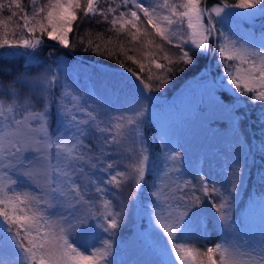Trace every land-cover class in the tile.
<instances>
[{
    "label": "snow or ice",
    "instance_id": "6c2138e0",
    "mask_svg": "<svg viewBox=\"0 0 264 264\" xmlns=\"http://www.w3.org/2000/svg\"><path fill=\"white\" fill-rule=\"evenodd\" d=\"M99 3L30 0L29 14L21 0H0V15L9 13L0 18V58L24 56L25 67L43 69L35 75L19 73L7 85L0 84V264H113V237L125 215L118 191L133 182L135 201L148 172L150 149L141 128L148 112L144 101L154 99L153 93L161 91L176 71H184L175 65H193L195 56L218 54L216 66H222V71L215 86L234 96L230 105L222 106L234 113L247 103L259 102L258 119L264 124V33L257 38L240 27V21L264 17V0H219L210 6H202V0H110L106 8ZM78 12L85 19L100 17L96 22L108 23L117 37L123 35L130 43L163 53L165 64L150 51L142 53L160 73L153 77L148 68V80H154L155 87L142 77L146 65L128 54L136 49H126L112 37L102 48L90 31L85 33L89 36L85 52L92 48L109 58L124 57L117 60L121 71L113 74L109 85L113 94L129 90L123 104L113 103L95 85L81 84L54 51L47 53L50 63L44 64L38 52L45 46V37L61 48L74 47L69 34ZM17 17L22 23L13 25ZM141 17L151 32L142 27ZM153 34L177 50L174 58L150 38ZM77 43L84 44V38ZM126 61L139 70L127 67ZM53 107L56 127L50 131ZM246 115L233 117L235 128ZM89 140L91 144L86 143ZM159 141L165 163L152 182L147 206L157 264H205L189 243L207 236L204 219L197 221L205 200L215 209L222 233L220 242L204 253L206 264H217L214 253L219 264H264V228L249 238L238 230L232 216L244 169L230 166L223 182L200 170L189 179L184 154L178 146H170V134L162 133ZM258 150L264 154V140ZM125 160L132 162L120 171ZM101 233L100 246H95L93 240Z\"/></svg>",
    "mask_w": 264,
    "mask_h": 264
},
{
    "label": "rangeland",
    "instance_id": "374dc122",
    "mask_svg": "<svg viewBox=\"0 0 264 264\" xmlns=\"http://www.w3.org/2000/svg\"><path fill=\"white\" fill-rule=\"evenodd\" d=\"M40 1L43 4L47 2V0ZM157 2H162V0H157ZM172 2L178 3L179 0H172ZM217 2H219V0H215L213 3H207V0H202V6H210L211 4ZM109 3L110 0H100L99 7L106 8ZM83 17V14L78 15L79 19L76 22V26H81L82 28L86 24L88 19ZM109 19H111V15L109 16ZM81 21H83V23ZM141 22L142 27L148 28L149 32H151V28L142 18ZM109 26L110 25L106 23V27L109 28ZM74 31L76 30L74 29ZM186 33L187 29L185 28L184 34L186 35ZM155 37L156 36L153 34L150 38L153 39L156 44H160L158 42L160 38L158 37V39H155ZM259 37L260 35H257V38ZM112 39L117 43L122 42L126 49H136V51H129L128 54L136 55L137 59H141L147 69L151 67V70L154 71L156 75H160V73L156 71L154 65L150 64V60L145 59L142 56L143 51L151 52V49L154 47L145 49L141 44L130 43L123 35L119 37L115 36ZM100 40L102 39H99V42L103 44L104 41ZM163 47L165 51L169 52V54H177V50L173 46V48H169L170 50L167 49L165 45H163ZM185 50L188 51V47H186ZM157 54L160 55L163 53L159 54V52H157ZM69 68L70 70H68ZM67 70L73 76L78 77L82 75V77L86 78L85 80H88L90 77L92 79V83H95V86L99 89V91L105 93L113 100V103H124L127 96L121 93L113 94L112 88L106 84V81L101 79V73L96 72L98 76H94L92 75V71L88 68H80L79 70L81 71V74H77V69L68 66ZM202 71L203 70L197 72V74L193 75L191 78H187L188 80L185 79L184 84L179 88L174 87L175 77H172V79L161 91L154 92L157 94V97L160 98V102L166 105L164 107L165 110H161L160 105H155L154 112L156 117H159V123L163 128V133L168 132L170 134V146H178L177 150L184 154V167L188 173L189 179H192L195 172L200 170L201 174H210L215 177L217 181L223 182L225 170L228 172H231L232 170L230 166L238 165L244 169L243 183L240 185L238 195L235 197V201L232 206L233 209L239 196L242 194V188L245 184L246 175L249 171L251 162L250 146L247 144L244 136L240 132H235L233 117L236 115L229 112L227 108L222 106L229 105V103L218 96V87L215 86L217 80H215L216 78L213 76L214 70H210L208 75H201L203 73ZM112 77L113 76L109 75L107 79H112ZM170 87L172 91L177 88V91L175 90L172 95L176 106L166 104L169 99L166 92ZM56 95H58V93ZM210 118H224L226 124L224 127L210 125L207 123ZM52 126L53 124L49 125L50 131L55 129V127ZM131 162V160H125L120 165L119 170L125 171L126 169L124 165ZM104 178L106 179L107 177ZM193 181L196 182L194 179ZM224 186L228 187L226 182ZM133 194H135L133 182H129L118 191L119 200L123 201L124 204L125 215L121 227L125 230V233L121 236L117 232L115 233V236L113 237V255L111 259L113 260V264H157V259L147 247L146 240L142 235L137 221L139 217V201L141 199H145L146 196H142L140 191L138 198L133 201L131 199ZM197 195H200V193H197ZM213 200L216 203L220 202L215 196H213ZM249 201L248 203H250ZM113 204L116 206V210L119 211V204L117 200L114 199ZM200 218H203L206 223L207 236L203 240L197 238L189 243L191 246L199 250V259L205 261L206 264L207 258L204 253H206L208 247L214 246L215 243L220 242L222 233L217 226V213L207 200H205L200 212L198 213L197 221ZM148 220L150 221L149 215ZM234 222L242 234L246 233L247 236L251 238L258 236L260 230L264 228V215L260 213L256 214L255 217L252 218L251 228L242 227L240 224L238 225L236 221ZM147 226L149 228L145 227V231L151 239L152 244L155 246V243L150 236L152 230L151 222H149ZM80 235V233H77V236ZM103 235L104 234L101 233L93 240L95 246H100V238ZM73 242L77 243L78 247L80 246L77 240H73ZM83 250L84 249L82 248V251ZM214 256L217 260V264H219V255L214 253Z\"/></svg>",
    "mask_w": 264,
    "mask_h": 264
},
{
    "label": "trees",
    "instance_id": "16d2710c",
    "mask_svg": "<svg viewBox=\"0 0 264 264\" xmlns=\"http://www.w3.org/2000/svg\"><path fill=\"white\" fill-rule=\"evenodd\" d=\"M109 1V0H106ZM215 0H207V3H213ZM39 2L43 4L40 0ZM119 2V0H117ZM230 3H234L235 0H229ZM22 6L26 11H28L29 14H31V6H30V0H21ZM8 12H4L2 15H0V18H7ZM83 14L82 12H79L78 15ZM80 18V17H79ZM78 18V19H79ZM84 18V17H83ZM143 20L144 18L141 17ZM77 19V20H78ZM94 19V20H93ZM93 19H88L86 24L81 28V26H76V22L72 25L73 31L69 34V42L74 47L70 48H61L59 47L55 41L48 40L45 37V46L41 48L38 52L39 59L44 62V64L50 63L47 53L49 51H54L56 55L61 56L65 59V64L68 67H72L74 69H77V74H81L80 68H88L90 71H92V75L98 76L96 72L101 73V79L106 81L107 85L109 86L110 83L113 81L112 79H107L109 75L113 76L112 74H118L120 73V65L117 63V60H123L124 57L122 54H118L116 57L109 58L107 56V53L104 54H98L92 50V48H89L88 51H84V47L87 44V40L89 39L88 35H85L87 31L91 32V38L93 39L94 43H100L101 47L103 48V44L99 42V39H97V33L102 34V40L100 41H107L109 37L114 38L116 34L114 32L109 31V28L106 27V23H97V20H100V17H95ZM83 23V21H81ZM250 22V23H249ZM13 25L22 23L19 21L18 17L14 18ZM240 27L243 30H250L256 37L257 35H260L264 33V17H257L256 19L252 21H240ZM74 29L76 31H74ZM152 31V30H151ZM17 32H19V29H17ZM155 36V35H154ZM79 37L84 38V44L77 43ZM155 39H158L156 36ZM160 44H163L169 49L170 45H167L163 41L159 39L158 41ZM109 48L112 47V45L108 46ZM173 48V47H172ZM152 53L155 54V58L159 63L165 64L166 61L163 59V54L158 55L155 48L151 49ZM170 50V49H169ZM2 51V50H0ZM188 51L191 52L192 50L188 48ZM170 55L175 57V53H170ZM55 58V57H53ZM218 54L216 55H209V56H195L194 59L196 60V63L193 65H175L174 67L178 68H184L183 72L176 71L173 74V78L175 77V83L174 87H180L184 84L185 79L191 78L193 75L197 74V72L203 70L201 75H208L210 70L213 71V76L218 79L221 71L222 66L217 67L216 66V60L218 59ZM26 64V58L24 56H6L4 58H0V84L7 85L10 83L19 73L27 72L29 75H35L38 72L42 71V67H25ZM127 67L133 68L134 71H138L136 65H134L131 61H126ZM79 68V69H78ZM70 70V68L68 69ZM147 68H145V72L142 73L143 79H145L149 83H153L155 87V81L154 80H148L147 76ZM157 71V70H156ZM153 77L156 76V73L152 71ZM212 72V71H211ZM155 74V75H154ZM176 74V75H175ZM212 75V74H211ZM89 77V76H86ZM93 77V76H92ZM81 84H88L90 87L95 85V83H92V79L89 77L88 80H85L86 78L81 76L77 77ZM212 78V76H211ZM101 80V81H102ZM88 81V82H87ZM17 88H21L20 85H16ZM110 87V86H109ZM177 89V88H176ZM175 89V90H176ZM174 90V91H175ZM24 91H27L24 89ZM59 89H55L54 92L59 95ZM174 91L171 90V87L167 90V95L169 97L166 104H169L171 106H176V103L174 102V97L172 96ZM177 91V90H176ZM125 96L128 94V90H125ZM218 96L224 99L226 102L229 103V105L233 102L234 96L233 93L229 92L226 89H222L218 87ZM249 96L251 93L248 94ZM154 99L152 100H145L144 103L148 106V112L146 113V116L144 118V123L141 126L142 131L145 134L147 146L150 149V159H149V166H148V172L145 177V184L142 186L141 194L142 196H146L145 199H141L139 201L138 206V214L139 217L137 219L138 226L142 232L143 237L146 240L147 247L150 249V252L155 256V258L158 261V253L155 250V246L152 244L151 239L149 238L148 234L145 231V227H148L147 224H149L148 215L149 211L147 209L148 204L150 203V197L149 192L151 191V185L154 180V178L157 176V174L161 171L164 160L161 156V147H160V141L159 137L163 133V128L160 125L159 117L155 115L154 112V106L160 105L161 110H165L164 107L166 106L164 103L160 102V98L157 97L156 93H153ZM175 96V95H174ZM5 99H10L9 97L5 96ZM245 102L247 103V97L243 98ZM113 102V100L111 99ZM40 108L41 106H37ZM262 105L257 102L256 105H252L251 103H247V107H241L237 108L234 112L236 116H243L245 112L248 113V115L244 116L243 119L239 121L238 129L235 128V132H240L247 144L250 146V156H251V162L249 166L248 174L246 175V181L242 188V194L239 196L236 204L234 205L232 209V216L234 221L237 222V224L241 225L245 228H251L252 227V218L255 217L256 214H262L264 215V181L261 180V176L264 175V154H262L259 150V144L261 140H264V133H262L261 129H264V124H261L258 119V114L260 112ZM52 117L50 119L52 120L53 126L56 127L55 119H56V108H52ZM210 125H215L218 127H224L226 122L224 118H210L207 121ZM51 127V128H52ZM86 143L91 144L92 141H86ZM193 183H195L193 181ZM148 199V200H147ZM250 200V201H249ZM248 201L250 203H248ZM149 228V227H148ZM120 236L125 233V230L120 227L116 231Z\"/></svg>",
    "mask_w": 264,
    "mask_h": 264
}]
</instances>
